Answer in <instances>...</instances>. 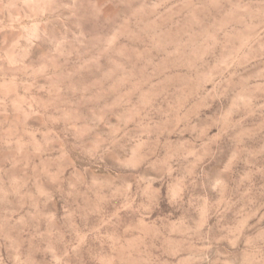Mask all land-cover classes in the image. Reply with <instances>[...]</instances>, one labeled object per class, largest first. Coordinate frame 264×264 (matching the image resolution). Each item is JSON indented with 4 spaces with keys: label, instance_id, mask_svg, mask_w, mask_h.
Segmentation results:
<instances>
[{
    "label": "clouds",
    "instance_id": "1",
    "mask_svg": "<svg viewBox=\"0 0 264 264\" xmlns=\"http://www.w3.org/2000/svg\"><path fill=\"white\" fill-rule=\"evenodd\" d=\"M0 264H264V0H0Z\"/></svg>",
    "mask_w": 264,
    "mask_h": 264
}]
</instances>
